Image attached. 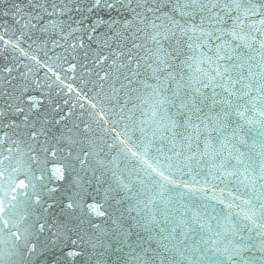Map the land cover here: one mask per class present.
I'll return each instance as SVG.
<instances>
[{
  "label": "water",
  "instance_id": "water-1",
  "mask_svg": "<svg viewBox=\"0 0 264 264\" xmlns=\"http://www.w3.org/2000/svg\"><path fill=\"white\" fill-rule=\"evenodd\" d=\"M131 7L135 13L90 14L88 23L97 15L121 21L115 34L100 29L109 38L92 45L101 60L91 74L78 55L69 69L64 51L52 49L55 35L30 50L41 64L19 57L24 67L11 74L3 69L16 62L10 48L2 50L0 264H264V0H133ZM0 26L6 37L18 29L11 13ZM113 53L124 66L101 81ZM29 94L42 98L41 117L56 115L53 104L71 113L53 125L33 112L34 142L23 113L7 114L9 99L27 111ZM86 172L92 183L74 187L71 178ZM93 197L106 202L109 217L85 214ZM97 223L113 240L112 249L97 250L102 256L87 242L72 244L76 233L68 231L79 224L91 237ZM54 233L64 236L58 253ZM118 234L128 245L120 251ZM30 240L36 253L29 260ZM72 250L80 255L68 256Z\"/></svg>",
  "mask_w": 264,
  "mask_h": 264
},
{
  "label": "snow or ice",
  "instance_id": "snow-or-ice-1",
  "mask_svg": "<svg viewBox=\"0 0 264 264\" xmlns=\"http://www.w3.org/2000/svg\"><path fill=\"white\" fill-rule=\"evenodd\" d=\"M133 0H24L23 4L16 3L15 0H0V8L5 3H10L11 7L6 10H0V16H9L11 13L12 20L14 25L18 26L17 32L13 34V36L6 37L4 33H0V54H2V50L5 48H10L12 55L8 57L11 61L16 62L14 66H8L3 69V72L11 74L13 71H19L21 67H24V64L19 61V57H23L25 59H30L36 64H41L42 61L38 59L36 55L30 54V50H33L34 45H44L47 46V41L52 36H57L58 39L52 40V49L54 50L56 47H60L64 51L63 59L68 62L69 69L74 71L77 67L75 60L76 56H80L82 67L88 69L89 74H91L92 69L96 67L97 61L101 60V56L95 54L92 50L93 44H101L106 41L109 36L108 32L114 33V29L117 24H120L121 21L116 18H109L105 20L102 16H95L91 19V23H88V19L90 14L96 11H116L118 13H122L125 7L131 8V11L135 13V8H132ZM76 13H79V17H77ZM126 23V21L124 22ZM55 25L59 27L60 31L54 32L50 30V25ZM2 27V26H0ZM106 28L108 32L101 33L100 29ZM8 29H5L4 32H7ZM18 54V55H17ZM123 55V53H121ZM103 60H108L107 56L102 57ZM91 65V68L89 67ZM124 64L120 61L119 56L116 53H113L111 61L105 65V70H103V75L101 76V81H106L109 79L110 73L116 72L118 69L123 68ZM47 67V65H45ZM48 72H53L51 67H48ZM2 75V74H0ZM53 75L55 73L53 72ZM97 75H100L97 72ZM24 77L22 76L21 79ZM56 79L59 80V76H56ZM9 83L11 81L9 80ZM63 83V81H61ZM36 87V82H32L31 88H25V92H30L34 90ZM103 89V84L101 83L100 89ZM66 92H74V89L71 85L65 86ZM80 95L79 92L76 93ZM10 97L12 96L9 93ZM87 99V97H85ZM8 103V113L9 115H20L23 113V119L21 123L25 124L26 127H29L30 130L28 132V139L31 141H35L36 137L40 135V132L36 130L35 124L32 122L31 114L35 112L37 120H42L44 124L51 123L53 125H59L63 122L67 116H70L71 113L67 112L65 114H60V105L53 104L52 112L56 113V115H51L49 120L48 117H41L40 113L43 110V100L41 97L27 95L24 98V104L27 105V111L25 107L20 103H16L13 106V100L9 99ZM65 104L68 103L67 100L64 101ZM83 107V105H81ZM6 113L3 110H0V119H2ZM17 125L10 121L9 127H16ZM88 130V126L85 125L80 129L81 132L86 133ZM46 131L50 132L51 129H47ZM4 136H7L6 134ZM59 142L58 137H53ZM15 143V140L11 141ZM35 152V149H33ZM52 155H56L55 151L51 152ZM72 153L69 151L68 155L70 156ZM87 153H83L81 156L77 157L79 161V167L82 168L83 165L87 163ZM35 159V155L33 156ZM71 166V165H70ZM56 173L58 174V178L60 180H65L66 176L64 175L65 169L62 167L56 168ZM85 176H88L89 179L85 180ZM93 174L85 173L84 176L72 177L73 186H78L81 183L91 184V177ZM37 179H42V176H37ZM97 180V190H99V178L96 177ZM52 191V189H49ZM91 195V193L89 194ZM34 203H40L39 196L34 198ZM69 209L74 207L72 202L67 204ZM83 211L86 215H91L96 217L97 219H103L105 217H109V213L106 208V202L103 203L96 201L93 197L90 203L83 205ZM91 222V221H89ZM113 229H115V221H112ZM44 225L40 224V231L44 230ZM92 227L97 230V234L91 237H86L85 234H82L79 230L80 225L77 224L75 228L68 229L69 232H75L76 238L71 240L72 244H81L87 242L91 245L92 251L94 255L102 256L104 255L103 251H97L98 249H112L113 240L110 238L111 242L106 241L104 237L108 236V233L105 231L102 235L101 225L93 224ZM53 239L50 241L51 251L53 253H58L61 251L60 244L64 241V236L60 233H54ZM90 238V239H89ZM117 251L121 250V246L127 247L128 245L125 243V237L118 234V238L116 239ZM36 253V246L30 240L26 250L24 251V257H27L29 260ZM70 257H76L80 255L79 252L72 250L67 253ZM52 264H56L55 258L52 261ZM96 264H100L99 261Z\"/></svg>",
  "mask_w": 264,
  "mask_h": 264
}]
</instances>
